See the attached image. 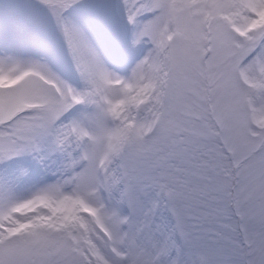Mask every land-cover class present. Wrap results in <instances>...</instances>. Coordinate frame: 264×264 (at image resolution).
Masks as SVG:
<instances>
[{
    "label": "snow or ice",
    "instance_id": "1",
    "mask_svg": "<svg viewBox=\"0 0 264 264\" xmlns=\"http://www.w3.org/2000/svg\"><path fill=\"white\" fill-rule=\"evenodd\" d=\"M0 264H264V0H0Z\"/></svg>",
    "mask_w": 264,
    "mask_h": 264
}]
</instances>
